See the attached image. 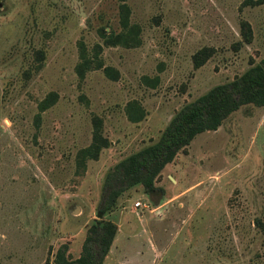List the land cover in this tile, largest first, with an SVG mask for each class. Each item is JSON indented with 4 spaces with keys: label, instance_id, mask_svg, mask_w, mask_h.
Masks as SVG:
<instances>
[{
    "label": "rangeland",
    "instance_id": "1",
    "mask_svg": "<svg viewBox=\"0 0 264 264\" xmlns=\"http://www.w3.org/2000/svg\"><path fill=\"white\" fill-rule=\"evenodd\" d=\"M249 1L125 0L139 43L122 47L99 37L118 32L119 0H0V264L79 255L106 172L155 142L183 105L264 58V3ZM80 42L88 54L101 45L116 77L98 68L79 79ZM92 116L107 146L80 170ZM153 184L161 191L123 190L102 217L116 229L102 264H264V104L196 134Z\"/></svg>",
    "mask_w": 264,
    "mask_h": 264
},
{
    "label": "trees",
    "instance_id": "2",
    "mask_svg": "<svg viewBox=\"0 0 264 264\" xmlns=\"http://www.w3.org/2000/svg\"><path fill=\"white\" fill-rule=\"evenodd\" d=\"M264 0L249 1V4H261ZM118 32L106 33L104 28L99 29L102 45H121L134 47L139 43V27L129 21V8L125 0H119ZM264 28V27H263ZM240 35L245 42L251 38L249 24L240 22ZM99 44L91 47L88 54L83 44H78V62L74 72L82 79L86 71L102 68L109 78L116 77V71L103 66L97 57ZM209 48H201L192 55L194 67L200 66L210 55ZM56 93L50 91L38 103L37 112L33 117L34 126L39 124V113L52 105L56 100ZM264 104V58L250 65L239 76L229 82L218 84L193 101L183 105L169 120L157 140L117 161L104 175L101 186L100 199L96 205V219L90 223L79 255L74 259H65L62 252L56 254V264H102L103 258L109 250L115 234V225L102 217L112 209L120 193L134 185H141L143 191L150 193L161 191L153 182L158 178L162 168L172 161L179 150L188 145L198 133L215 130L221 122L233 111L242 105ZM135 102L128 103L130 111L128 119L137 121L142 117L140 109H133ZM100 119L91 117V141L88 145L77 150L75 162L80 170L88 159L95 160L99 149L107 146V141L100 134Z\"/></svg>",
    "mask_w": 264,
    "mask_h": 264
},
{
    "label": "built area",
    "instance_id": "3",
    "mask_svg": "<svg viewBox=\"0 0 264 264\" xmlns=\"http://www.w3.org/2000/svg\"><path fill=\"white\" fill-rule=\"evenodd\" d=\"M139 205L140 203L138 201L134 203V206H139Z\"/></svg>",
    "mask_w": 264,
    "mask_h": 264
}]
</instances>
